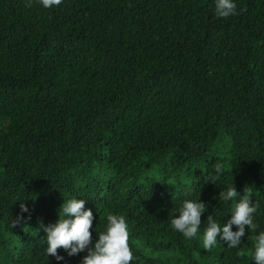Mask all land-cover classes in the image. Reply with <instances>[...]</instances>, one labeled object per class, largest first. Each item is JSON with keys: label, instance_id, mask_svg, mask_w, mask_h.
<instances>
[{"label": "trees", "instance_id": "1", "mask_svg": "<svg viewBox=\"0 0 264 264\" xmlns=\"http://www.w3.org/2000/svg\"><path fill=\"white\" fill-rule=\"evenodd\" d=\"M27 3L0 0V264H80L87 250L47 255L41 226L69 198L93 212V244L109 213L125 216L131 264H255L264 0H235L227 19L215 0ZM229 186L252 193L257 231L246 226L239 248L205 250L207 217L231 218L232 202L219 199ZM185 199L206 205L197 239L170 225ZM146 233L161 242L151 248Z\"/></svg>", "mask_w": 264, "mask_h": 264}, {"label": "clouds", "instance_id": "2", "mask_svg": "<svg viewBox=\"0 0 264 264\" xmlns=\"http://www.w3.org/2000/svg\"><path fill=\"white\" fill-rule=\"evenodd\" d=\"M32 0H28L26 7H30ZM45 8L58 6L62 0H40ZM246 9H240V12ZM235 0H215V15L218 18L227 19L238 15ZM215 175L209 173L207 181L217 184L224 172V166L218 162L214 164ZM237 197L239 199L237 200ZM219 199L223 202H232L229 210L231 218L226 223H218L212 215L207 217V223L203 230L202 245L205 250L210 251L219 241H223L229 248H239L242 238L246 234V226L249 232H256L258 225L254 222V213L257 205L252 202V193L244 192L241 195L235 186H229L219 193ZM85 201L82 199H64L60 206L59 218L55 223L41 226L46 232V254L54 256L56 260L64 257L58 254V249L63 248L69 256L77 255L87 250L80 264H131L135 259L129 244V230L126 218L123 215L109 213L106 217L107 223L104 231H97V239L92 242L93 212L84 208ZM206 205L198 200L185 199L176 209L179 215L171 218L170 225L181 233L185 239H197L201 225V216ZM21 213L27 212L24 203L20 204ZM47 217L52 215L46 213ZM25 217L18 215L13 220L12 226H16ZM236 226L233 231V226ZM145 238L150 247L160 243V239L146 233ZM253 247L248 255L255 264H264V231L251 237ZM243 255V253H241Z\"/></svg>", "mask_w": 264, "mask_h": 264}]
</instances>
